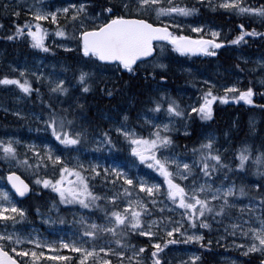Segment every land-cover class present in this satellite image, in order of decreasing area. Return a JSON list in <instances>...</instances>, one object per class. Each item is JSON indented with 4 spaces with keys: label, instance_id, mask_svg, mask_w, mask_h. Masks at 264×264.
Returning <instances> with one entry per match:
<instances>
[{
    "label": "snow or ice",
    "instance_id": "6c2138e0",
    "mask_svg": "<svg viewBox=\"0 0 264 264\" xmlns=\"http://www.w3.org/2000/svg\"><path fill=\"white\" fill-rule=\"evenodd\" d=\"M86 2L88 0H82L78 4H72L70 7L56 11H44L33 4L27 8V12L34 19L31 22L25 21L23 25L17 24L15 32L8 39L25 35L24 29H26L27 36L31 38L32 47L45 52L51 51L44 43L48 30L42 26L40 21L50 19L53 24H58V12L63 13L66 20H70L74 25V33L78 34L76 48L83 54V57L93 63L116 62L121 71L127 70L128 72L134 71V65L139 66L138 61L143 62L141 58H152L154 41H169L175 51L180 53L201 52L213 56L216 53L210 52V46L213 49L219 48L220 44L223 43V41L218 43L214 39L219 35L216 30L211 33L213 39H205L203 35L195 38L182 33L177 35L170 30V27L176 26L173 14L188 16L196 11L194 7L189 8L173 4L172 0H166L167 6L161 0H120L119 5L110 3L101 11L95 12L94 15L89 13ZM219 6L241 13L258 15L264 23V5L247 6L242 4L241 0H221ZM4 7L8 8V5L5 4ZM20 11V7L17 6L15 10L11 11V14L19 16ZM69 13L70 15H68ZM153 16L155 19H150ZM161 17H165V19L161 20ZM33 24L35 25L34 29ZM77 25L78 27H76ZM202 27V25L193 27L192 31L200 33ZM244 27V24L240 25L242 31L232 42H238L243 38L245 35ZM250 34L252 36L260 35L254 28L250 30ZM55 35L66 37L68 33L62 27H57ZM59 46L68 48V45L64 43ZM261 63L264 64V61ZM24 72V69L20 70V75L24 77L23 81L16 77L10 78L8 75H4L0 77V84L16 85L23 93L31 94L33 91L32 84L24 76ZM33 75L38 81L41 79L40 75L35 73ZM92 77L93 74L87 70V64L78 70L75 79L81 94L90 91ZM165 79V76H160L161 81ZM49 82L51 84L50 93H68L69 89L64 79H50ZM261 85L264 87V80L261 81ZM35 91L39 93V89H35ZM229 91L232 93L231 96L227 95ZM237 91L238 89L233 85L230 89H225V95L217 97L209 87L202 95V102L191 107L190 111L198 112L201 119H210L212 103L217 99L222 102H226L228 99H240L248 104L254 103L252 86L239 90L238 95H236ZM111 94L109 89L108 95ZM44 103L49 108L47 119L43 121L46 126L45 130L50 131L51 137L58 142V145L65 146V149H68L69 146H75L71 149L73 151H79L80 145L89 141L93 142V147L98 151L111 152L117 147L108 130L90 136L84 125L77 124L75 109H71L69 106L57 110L48 101H44ZM151 103L153 106L149 109L150 112H166L169 117L186 115L179 101L171 96H166L165 93H160L159 98H152ZM70 113H72L71 118H69ZM16 115L19 116L20 113H16ZM128 119V114L125 113L120 117L119 122L111 124L110 128H114L115 132L127 141L126 146L130 149L133 157L138 158L148 168L163 176L164 183L167 185L166 192H162L161 184H149L144 177H133L118 165L100 168L96 163H89L85 167V164L80 162L77 166L69 167L62 154H57L50 144H44L43 151L35 144L26 145L25 152L30 150L33 153L34 165L27 154L22 159L20 158L18 148L15 146L19 145L20 141L11 137L8 138L7 142L0 140V155L10 163L14 161L16 165L34 168L36 171H39L41 165L47 169L49 163L51 164L52 175L37 174L35 185H42L45 189L51 188L58 195L59 203L65 205L79 204L81 209H98L103 212L100 223H97L96 219H92V222L89 223L88 219L81 216L78 221L80 227L72 233L76 239L66 241L61 238L58 241L59 248L56 247L55 241H40L39 238H32L31 233L22 236L7 229L0 231V264H25V260L17 259V257L30 258L27 264H46L44 259L46 256L50 261L63 262V264H70V262L71 264H112V256L124 258L129 250L133 253L132 256L127 257L129 261L136 259L138 264H142V261L139 260L140 254L149 245H140L137 251L135 245L128 243L130 233H138L140 236L152 238L151 264H161L160 253L164 247L178 242L176 239H168L173 237L174 233L186 236L185 242H199L202 247H208L211 244L210 240L208 244L203 243V234H198L195 231L189 234L188 230L183 227L185 223L183 220L173 221L171 217L161 216L159 219L154 217L145 221L143 215L148 214V206L144 199H131V193L135 189L147 193V199L151 200L153 205L158 203L155 197L165 195L167 201H170L172 205H178L180 209L184 210L181 216L187 218L186 222L192 228H196L197 224L201 228H210V218L217 223L222 222L225 217L232 219L231 210L236 208V218L241 223L233 222L231 224L233 230L231 234L235 236L236 230H239L243 237H250V240L244 244H237L233 240L232 244L238 249L243 248L244 255L257 251L264 254V213L257 214L255 211L257 207L264 208V151L256 152L254 155V163L257 166L255 172L260 177L259 181L249 185L241 183L239 186L235 182H230L227 187H224L223 182H221L220 185L213 187V184L209 182L211 177L217 171L227 168L228 165L224 163L220 151L215 149L211 136L206 137L191 149V159L182 160L178 158L179 154L174 151L173 139L169 134L171 120L167 123H156L155 117L152 119L145 117V123L150 126V130L147 135H143L128 126L126 123ZM236 157L238 162L230 171L243 170L238 173L243 175L247 171L245 162L252 159L251 149L245 144L236 153ZM197 169L199 174L207 179L199 182L198 178H194L189 183V178L194 176ZM226 176L227 173H225ZM7 178L19 196L24 197L26 193H29V184L21 179L15 171H9ZM90 178H101L105 188H112L114 191L111 194L93 191L89 184ZM253 189L255 192L250 191ZM236 197H248V203L237 202ZM101 199L106 203H97ZM159 203L163 204L164 201H159ZM56 206L57 202L54 200L52 207ZM245 213H248L247 217ZM37 214H40L39 209ZM253 217H255L254 221ZM24 218L25 210L12 202L8 192L0 189V222L11 221L15 225L18 219ZM63 222L61 219L60 223ZM251 223H256L258 226L247 227ZM154 225H159V230L166 233L165 238L162 240L155 239ZM227 231L226 227L225 232ZM26 242L36 247L25 248L23 245ZM7 245H12L11 252L15 253L16 256L10 255L5 250ZM44 248L57 253H59V249H70L77 254L78 259H74L71 255H49L43 250H39ZM101 253L104 255L101 256ZM191 259L195 261L197 257L192 256ZM118 264H124L123 259L118 260ZM180 264H184V261H180ZM260 264H264V260H261Z\"/></svg>",
    "mask_w": 264,
    "mask_h": 264
},
{
    "label": "rangeland",
    "instance_id": "374dc122",
    "mask_svg": "<svg viewBox=\"0 0 264 264\" xmlns=\"http://www.w3.org/2000/svg\"><path fill=\"white\" fill-rule=\"evenodd\" d=\"M120 1V0H117ZM174 0H172L173 3ZM207 1L208 4L214 5L215 7L218 6L221 2V0H203ZM82 2V0H45L43 3L37 5V7L42 8L44 11H56L57 9H62L64 7H70L72 4H78ZM162 3L166 2V0H161ZM0 3L3 5L7 4L8 8L7 11L11 14L12 10H15L17 6L20 7V15L15 16L16 20H21L23 22L33 20L34 18L28 15L27 8L22 5V0H18V2L15 0H0ZM93 5V2L88 0L86 2V7L89 8ZM224 9V8H223ZM227 10V9H226ZM233 11L232 9H230ZM241 13V12H239ZM27 14V15H26ZM60 15H65L63 13L58 12V17ZM225 18H230L232 20L231 23L227 22ZM233 21H238L236 16L234 15H227L225 17H220L214 22H205L206 24L201 23H186L177 19H174L175 27H171L175 30H177L178 34H184L189 33L192 37H199L201 35L204 36V38H212V31L216 30L219 35L214 37V39L218 40V43L223 41L221 43L222 45L225 43V36L228 35L229 31L235 32L238 34L237 30L235 29V25L233 24ZM42 26L47 29V35L45 36L44 43L47 45L48 48L51 49V51H47L44 53H47L48 57H51L52 54H56L57 56H61L63 54H67L68 52H78L76 48V44H74L72 41H70L69 37H57L55 35V30L57 29V24H53L51 20H44L40 21ZM259 21H254L255 26H260ZM203 26L200 33H196L192 31L193 27L197 26ZM35 25H33L34 29ZM232 29V30H229ZM26 31V29H24ZM257 36V35H256ZM235 37H233L232 41H235ZM243 44L247 43L245 40H240ZM61 43L67 44L68 48L60 47L59 45ZM232 47H229V45H223L224 47V53L229 52L232 54L229 56L227 61H230L228 63L229 68L233 67L234 62L236 64V69H238L239 64L243 63H251L253 66L260 67L261 69L254 68V71L251 72V76L254 79L255 77L259 78V72L264 74V64L261 62L264 61V47L257 49L256 46H252L254 51L261 50L259 54H256L253 58L250 57V54L247 53V50H244L242 48V45H236L235 42H230L229 44H232ZM264 43V42H263ZM32 46V45H31ZM34 47H31L30 50L33 51ZM37 52L40 51L39 49H35ZM211 50V49H210ZM56 52V53H55ZM4 53V52H2ZM198 53V52H195ZM246 53V54H245ZM11 58H9L6 55H0V65L7 62L12 63L15 60L18 59V52L13 50L10 51L8 54ZM17 55V56H16ZM81 55H83L81 53ZM15 56V57H14ZM79 56V54H78ZM7 58V60L5 59ZM9 58V59H8ZM13 58V59H12ZM56 58V57H55ZM11 59V60H10ZM4 60V61H3ZM10 60V61H9ZM56 58H42L36 56L34 53H31V56L29 57V60L27 63H23L17 66H13L12 69H15L17 73L20 75V70L24 69V76H29L35 79V81L38 82H44L49 88L51 87L50 79L56 80V79H64L66 82V85L68 86V93L66 94H59V93H52L51 102L55 105L53 107L57 108L59 110L62 107H71V109H75V115L77 116V124L78 125H84L88 131L89 135L92 136L94 134L101 133L99 130L102 129L101 125H98V127H93L90 119L84 114L86 111L93 110L92 105H95V108L98 109L100 105V99L98 97H94L89 103L85 101V96L81 94L79 87H77V83L75 82V76L78 74V70L85 67V64H87V70L91 72L92 70V89H95L98 83L102 80L103 83V89L102 92H104L105 95H108V90H113V92L109 98H111L114 94V88L116 91V88L118 85L122 83L123 78H119L120 74L118 73L120 70L118 67L116 70H96V66H94L91 61L88 60H81L78 61L76 59H72L70 62L68 60H64ZM172 63H177L176 61H170ZM168 62V65L169 63ZM75 63V64H73ZM226 62H223V65L227 64ZM170 64V65H171ZM232 64V65H231ZM81 66V67H78ZM72 66V67H71ZM75 67V68H73ZM94 69H93V68ZM176 67H179V72L182 70L181 64H176ZM74 71H71L73 70ZM62 70V71H61ZM225 70V66L222 67V69L219 71V69L211 70L210 72H205L204 76L198 73H194V69L191 70V73L193 74V78H195L191 85L197 86L198 90L193 91L191 89H182L179 93H176V91L173 89L172 92H175L178 94L179 98H182V101H179L181 108L186 113L183 117H169L168 114H159V113H146L149 111L151 106H144L143 111H140L141 113H134L132 118L130 109H125L121 107V110L119 112H116L115 109L111 108L110 110L105 111H96L95 113L90 111L93 115L91 118H95L98 122L104 123L103 128L104 130H108L110 132H113L115 136H120L122 139L123 137L115 132L114 128H110L111 124L118 123L120 120V117H122L125 113L128 114V117L131 120H135V123H137L140 127L143 128V125L146 126L150 130V126L145 123V117L148 119H152L155 117V122H169L171 120V123L169 125L170 127V133L178 132L181 133V135H188L189 134V128H190V122L191 120H195L197 116H199L198 112H191L190 109L193 106H197L200 102H202V95L203 91L206 89L208 90L209 87H211L212 90H216L218 92L217 97L221 95H225V89H230L233 85L236 86L238 89V81L241 82L243 86V90L250 86V79H246L244 77V73L241 68V76L239 77V74L235 71V73L231 72L228 73L225 77L222 78V72ZM219 72L220 79L217 80L215 78L216 74ZM36 75H40L41 79L38 81L36 79ZM76 73V74H75ZM181 73V72H180ZM247 73V71H246ZM42 74V75H41ZM182 74V73H181ZM200 75V76H199ZM21 76V75H20ZM214 76V77H213ZM203 77V78H202ZM69 78V79H68ZM73 78V79H72ZM202 78V79H201ZM236 78V81H233V79ZM198 79V80H197ZM117 80V81H113ZM121 82V83H120ZM111 83V86L109 89L105 90L108 86V84ZM201 84V85H200ZM157 90H159L158 86L155 87ZM105 90V91H104ZM201 94V95H200ZM215 95V93H213ZM193 95V96H190ZM227 95L231 96L232 93L229 91ZM238 95V91L236 93ZM59 97V99H57ZM187 99V100H186ZM219 100V99H217ZM107 101V100H105ZM18 104L15 107L10 108H3L4 111L11 113L13 115H16V113H20L19 117L26 118L32 122L35 123V129L32 130L33 137L29 140H23L21 138H13L14 140L20 141L19 145H15L18 148V153L20 158L22 159L25 154L29 156L30 159H32V163L35 165V160L33 158V153L29 150L27 153L25 152V147L27 144H35L38 148L43 151V145L44 144H50L54 150H56L57 154H62L64 160L69 164V167L77 166L80 162H83L85 164V167L89 163H96L100 166V168H103L105 166H114L118 165L119 167H123L125 171H128L129 174L133 177H144L149 184L151 183H159L161 184V190L162 192H166L167 185L164 183V178L159 173L155 172V170L148 168L147 165L143 164L141 161H139L138 158L133 157L130 149L125 147V156L123 160L116 159L115 153L112 150L111 152H107L104 150H96L93 147V142H84L80 145L79 151H73L71 150L75 146H69L68 149H65V146L58 145V142L54 140L53 137H51L50 131H46V126L44 125L43 121L47 119V113L49 111H45L46 115L45 117H42L38 114V111L35 106H32L28 101L25 102L23 99H18ZM28 104V105H27ZM105 105V103H103ZM214 104V101L213 103ZM78 105L82 106L79 107ZM107 105V104H106ZM145 110V111H144ZM145 114H144V113ZM250 112V111H249ZM226 113H230L226 112ZM118 114V115H117ZM252 116H256L254 113L248 114ZM18 116V115H16ZM72 113L69 114V118H71ZM231 120L235 121V127L238 125L241 116H238L235 118L234 116L230 117ZM139 120V121H138ZM132 121V122H133ZM141 121V122H140ZM140 122V123H139ZM143 123V124H142ZM250 125V122H247ZM130 128H134L130 125H128ZM135 129V128H134ZM138 133L147 135L148 133H142L135 129ZM257 133L260 135V137L257 139L258 141L264 140V133L260 129ZM256 133V134H257ZM211 136L213 138L214 144L217 143V138L213 136L211 133H207L204 135V139L206 137ZM8 140V139H7ZM124 140V139H123ZM127 145V141L124 140ZM7 142V141H6ZM120 145V142L117 141ZM252 142V141H251ZM259 143L257 144V147ZM58 146V148H57ZM176 153H178L176 150H174ZM178 158L182 160H188L192 157L184 156L180 153H178ZM136 166L134 167V165ZM174 168V165L172 166ZM9 171H17L21 173L33 186L34 188V196L31 199V201L25 205L23 202H19V200L15 197V195L12 193V191L9 189L7 183H6V176ZM53 168L51 164L49 163V167L45 169L43 165L40 166L39 171H36L34 168H26L23 165H16L14 161L11 163L9 161H6L4 158H0V189H3L4 191L8 192L9 198L12 200V202L16 203L18 207H22L25 210V218L24 219H18L16 224L13 225L11 221L7 223L0 222V231H4L7 229L8 231H13L16 233H19L20 235H28L29 233L32 234V238H39L40 241H47V242H56V247L59 248L58 241L63 238L66 241H71L76 239L75 236L72 235V233L76 232L77 229L80 227L78 221L81 216H84L86 219H88V222L91 223L92 219H96L97 223L102 222L100 218L103 216V212L98 209H81L79 204L75 205H65L62 203H59V197L56 193H54L51 188H43L42 185L36 186L35 185V176L38 175H52ZM198 178L199 182H203L205 177L199 174L198 169L195 170L194 176L189 178V183L194 179ZM178 182H180L178 180ZM213 184V187H216L223 182V186L227 187L228 183L233 182L232 179H226L223 178L221 175L219 176H212L211 180L209 181ZM89 184L92 187L93 191L97 193H104V194H111L114 189L112 188H105L104 184L102 183L101 178H90ZM148 194L145 192H140L139 189H135L131 193V199L135 200L137 198L144 199L148 206V214L143 215V219L145 221L151 220L154 217L159 219L161 216L163 217H171L173 221H185L183 224V227L188 230L189 234L192 232H197L198 234H203L204 244H208V241H211V244L208 247H202L201 243L199 242H185L186 236H181L179 233H174L173 237H169L168 239H176L178 242L175 244H169L166 247H164L163 251L160 253L161 256V264H180V261H184V264H240V261L248 260L250 264H259L258 260L260 258L264 259V254H261L259 251L257 252H250L248 255H244L243 248L238 249L235 245L232 244V241L235 240L237 244H244L247 243L250 240L249 238H245L241 235L239 230H236V235L233 236L231 224L233 222L235 223H241L239 219H237V209L233 208L231 210L232 213V219L225 217L222 222L217 223L216 221L211 220L210 218V228H201L199 224H197L196 228L190 227L189 223L186 222V217H182L181 213L184 211L183 209H180L178 205H172L170 201H167L165 195H160L155 197L158 201L156 205H153L151 203V200L147 199ZM237 202H243L244 204L248 203V197H236L235 198ZM57 202L56 207H52L53 201ZM159 201H164V203H159ZM40 202H42L40 204ZM126 202V201H125ZM99 204H105L106 202L101 199L100 201H97ZM215 203V202H213ZM258 204V203H257ZM168 205V206H165ZM36 206H40L39 215L37 214V210L34 211V215H31L32 209ZM122 207V205H121ZM110 210V209H109ZM235 210V211H234ZM256 213L261 214L264 213V209L261 207L256 208ZM163 214V215H162ZM161 215V216H160ZM170 215V216H169ZM159 216V217H158ZM245 216H248V213H245ZM63 220V223H60V220ZM253 221L255 220V217L252 218ZM51 222H46V221ZM166 222V221H163ZM258 225L256 223H251L247 225V227H257ZM227 227L228 231L225 232V228ZM153 232L155 233V239L162 240L165 238L166 233L159 230V225L153 226ZM132 237H137L138 239L136 242L130 243V239ZM221 237H224L223 239ZM106 239L108 237H105ZM151 239L150 237L140 236L138 233H130L128 237V243L135 245L136 250L138 251L139 246L143 244H148L151 246ZM138 242H143V244H138ZM25 248H34L35 245L25 243L23 245ZM7 247H12V245H7ZM20 247V246H16ZM115 247V246H114ZM43 250L44 252L48 253L49 255H71L74 257V259H78L77 254L73 253L70 249H59V253L56 251L44 248L39 249ZM101 256L104 254L101 253ZM133 253L131 250H129L126 253V257L124 258H118L115 256L111 257L112 264H118V260L123 259L124 264H138V261L136 259L129 261L127 257L132 256ZM151 248H145V251L140 254L139 260L142 261V264H151ZM192 256H196L197 259L193 261L191 259ZM20 260H25V264H27L28 259L30 258H24V257H18ZM46 264H63V262H56V261H50L48 256L45 258ZM71 264V262H70Z\"/></svg>",
    "mask_w": 264,
    "mask_h": 264
},
{
    "label": "trees",
    "instance_id": "16d2710c",
    "mask_svg": "<svg viewBox=\"0 0 264 264\" xmlns=\"http://www.w3.org/2000/svg\"><path fill=\"white\" fill-rule=\"evenodd\" d=\"M24 1L25 2L23 3V5H25L27 3H29V4H41L42 3V2H40V0H24ZM90 1L93 2V5L90 6L88 8V10H89V13L93 14V15L95 14V12L101 11V9L103 7L108 6V4H110V3L111 4H117V5L120 4V1H117V0H90ZM95 3L97 6L95 5ZM241 3L245 4L247 6H257L258 7V6L264 5V0H241ZM164 4H165V6H167L166 2H164ZM173 4L180 5V6H186L189 8L194 7L196 9L195 12H193L192 14H190L188 16H184L182 14H173V16L177 20H180V21H183L186 23H198V22L205 23L206 22L205 19L207 17L216 18V16L217 17H225L227 15H230V17H231V15H234L238 19V21L235 24V29L237 30V32L240 30V28L238 27V24L241 23V24H244V26H245L244 31L249 34L248 39H246L247 43H245L243 45V49L249 50L252 46H256L257 49L264 47L263 41H261V40L257 41L256 38L250 34V30L253 28L256 29V31L260 34L264 33V23H262V21L258 15H253L251 13H239L237 11H227V10H223L221 7H217V8H215V10H213L211 8H208L207 1H203V0H174ZM6 10L7 9L4 7V4L2 5L0 3V54L2 52H4V55H8L10 53V51L13 52V50H15L18 52V59L15 60L14 62H20L22 60H28L29 57L31 56V53H36V52H32L30 50V41L28 40L26 35L14 37L13 39H8V37L11 36L15 32L16 25L17 24L23 25L24 23L16 20L14 18V16L12 14H10L9 12H7ZM150 19L154 20L155 17L154 16L150 17ZM163 19H165V17H161V20H163ZM58 21H59V23L57 24V26L62 27L68 33L67 36L70 37L71 41L78 43V39H77L78 34L74 33L73 23L70 20H66L65 16H60V18H58ZM253 21H259L261 23L260 26L253 25ZM76 27H78V25ZM173 32L175 34L179 33L175 29L173 30ZM183 35L188 36L189 33L186 32ZM77 53L78 52H76V53L75 52H68L67 54L61 55V58L63 60H68L69 62L72 59H77L78 61L83 60L82 59V58H84V57H82L83 55H81V53H78L79 56L77 57V55H78ZM55 55L56 54H54V53L52 54V56H55ZM224 56H225V54L223 52V53L218 54V56L215 59L209 60L206 57H202V55L190 56V55L181 54V53L175 51V49L172 46H170L169 44H162V45L158 46L157 55L152 61L139 65L138 67H136L134 69V71H132L130 73H128L127 71H124V70L123 71L120 70L118 72L120 74V77H118L117 80L119 78H123L122 79L123 80L122 85L120 84L119 87H117V91H114V94L111 98H114V99L117 98L118 99L120 96L121 99L123 100L122 102H118L120 106L126 107L129 103H131L132 105L129 108L130 109L129 113L131 114V116L133 115V113H136V112H137L136 115L138 113H141L140 111H143L144 106H145L144 104L149 103L151 101V100H149V102H148V98H154V97L156 98V94L159 95L160 90L162 91L161 93H165L166 96H171V97L175 98L177 101H182V98H179L178 94H176L175 92H171L168 89V85H167L168 83H171V84L175 83L171 79V77L173 75L172 71L177 70V69H175L177 63H172L171 65H168V61H176V62L180 63L182 65V70L180 72L182 74H184L183 75L184 77L186 76V78H187L189 76H193V74L191 73L192 69H194L195 73H198L201 75L205 74V72L203 70L205 68H207L208 65H210V64L218 65V68L220 71L222 69V64H223L224 59H225ZM91 63H93V62L91 61ZM196 64L199 65L198 68H196L194 66ZM9 65H13V64H11V63L7 64V62H6V63L0 65V77H3L4 75H8L10 78L16 77V78L20 79L18 77L17 73ZM93 65L96 66V68H97L96 70H100V71L116 70L117 71V68H115V67H104V66H100L99 63H93ZM150 65L153 68L154 67L155 68L153 69ZM161 65H163V67H161ZM234 66H236L235 62H234L233 67ZM250 67L257 68V67L252 66V65H242L243 72H246L247 69ZM257 69H259V68H257ZM165 70H167V71H165ZM216 70H217V68H216ZM159 72H160V74H159ZM161 72H164V73H161ZM148 74H151V75H148ZM218 74H219V72L215 76V78L217 80L220 79ZM258 74L260 76L259 78L250 80V86L253 87L254 92L264 91V87H262V85H261V81L264 80V76H263V74H261V72H259ZM161 75L165 76L166 79L163 81H160ZM222 75H223L222 76V78H223L227 74H222ZM27 78L29 79V82L32 84L33 91L31 92V94L23 93L18 88V86H16V85L0 84V140H4L5 142L7 141V139L10 136H12L13 138H21L23 140L31 139L33 137L32 130L35 129V123L26 119V118H21V117L13 115L11 113H8V112L4 111L3 108L15 107L19 103L18 102L19 98L23 99L25 102H27V101L29 102V99L31 97H33V100L30 103L36 107L38 114L40 116L45 117V115H46L45 111H49L47 104H44V99H45L44 94L46 96L45 101L52 98V93L49 92V87L44 83H37L36 81H34V78H32V77H27ZM23 79H24V77L21 78V81H23ZM137 80L142 82V83H144L145 82L144 80H146L145 83H149V84L153 83L155 85V87L157 85H159V87L161 89H159L156 92L155 87H154V92L156 93L155 94L154 92H152L153 88H149L148 89L149 91L147 92L146 97H145V95L140 96L139 94L143 91V89L142 88H135L132 86V84L134 83L133 81L138 82ZM158 81H160L159 82L160 84L158 83ZM35 82H36V84H35ZM75 82L77 83L76 80H75ZM110 87H113V86L110 85ZM35 89H39V93H37L35 91ZM45 89H46V91H45ZM102 89H103V83L101 80L95 89L91 88L89 92L83 93V95L85 96V101L87 103H89L94 97H98L99 93L102 94L101 93ZM195 89H197V88H195ZM118 90L120 91V93ZM42 91H44V92H42ZM144 91H146V90H144ZM203 93H204V91H203ZM42 96H43V99H42ZM190 96H193V95H190ZM143 97L145 98V101H143L145 103L142 104L139 102V99H141ZM157 97L159 98V96H157ZM111 98H109L108 95L102 94V98L99 97L101 106L98 109H102V108L106 107V105H103V103H105V100H107V99H108L107 103H109L111 105V103H112ZM40 99H42V100H40ZM49 101L51 102V100H49ZM135 103H136V105H135ZM260 103H261V106H264V100H261ZM150 104H152V103H150ZM247 105H248L247 103H243V104L239 105L233 99H228L226 102H222V101L217 102L216 104L213 105L211 119H201L200 115H199L195 118V120H191L188 135H181V133H178V132H173L170 134L172 139H173L174 146H175L174 150H176L178 153H180L184 156L192 157L191 149L193 147H195L196 145H198L201 141L204 140L205 134L211 133L214 136H217V138H218L217 143L214 144L215 149H218L220 151L224 163L226 165H228L227 168H224L222 170L224 173L223 177H225V173H227L226 178L232 179L237 184V186H239L241 183H243V184L246 183L247 185H249V184H253V183L259 181L260 177L255 172V168L257 166L254 163V155L256 152L264 151V150H262V149L256 150L255 145L254 144L252 145L249 142V141L253 142V140L251 138H249V133H248L249 131H248V127H247V126H249V124L247 122L244 123L243 119L240 118V120L242 119V121L240 122L241 124L239 123L235 127V121L234 120L232 121L230 118V117H232V115H229V114L225 115V113L229 112V111L239 112L242 110H248L250 112L257 113V115L254 116V118H251L249 120L250 126L256 128V131H254L255 130L254 128H252L251 131L253 133H257L261 129V127L264 125V109H260L258 106H253L254 103L249 104V106H247ZM152 106L153 105H151V107ZM92 107H95V105L93 104ZM148 113H150V111ZM158 113L159 114H167L166 112H158ZM85 115L88 117V119H90L92 126L98 127V125H101L102 129L99 131L100 132L104 131V128H103L104 123L98 122L95 118H91L93 115L91 114V112L89 110L85 113ZM126 123L128 125L134 127V128L136 127L135 129H137L138 131H140L142 133H148L149 132V129L146 126L144 127V125H143V128H142L137 123L132 122V120L130 118L126 121ZM110 134H111L114 142H116V145H117V147L115 149H113L115 156H116V159L123 160V158L125 156V147H126L125 143L126 142L120 136L116 137L113 132H110ZM258 134L259 133H257V135H256L257 139L260 137V135H258ZM231 135H234L236 137V139L235 140L230 139ZM117 141L120 142V145L118 144ZM245 144L248 145L249 149H251L252 159H250L249 161H246L247 170L248 169L249 170L246 171L243 175H239L238 173L241 172V170L230 171V169H234V164L238 162V158L236 157V153L239 152ZM185 146H187V147H185ZM1 157L4 158L2 155H0V158ZM135 166H136V164L134 165V167ZM217 172L219 175L220 171H217ZM213 176H217V174L215 173ZM250 191L255 192L254 189L250 190ZM30 201L31 200H28L24 204L27 205ZM41 203L42 202H40V204ZM257 203L259 204V201H257ZM30 209H32L31 215H34V211L38 210V209L40 210L41 208H40V206H36V207L30 208ZM137 239H138L137 237H132L129 241H130V243H133V242H136ZM138 244H143V242H138ZM147 248L149 249V248H151V246L149 245V247H147ZM6 250L11 252L10 247H7ZM12 254L15 255V253H12ZM261 260H262V258H260L258 260V262L260 263ZM240 264H250V262L248 260H243V261H240Z\"/></svg>",
    "mask_w": 264,
    "mask_h": 264
},
{
    "label": "bare ground",
    "instance_id": "6f19581e",
    "mask_svg": "<svg viewBox=\"0 0 264 264\" xmlns=\"http://www.w3.org/2000/svg\"><path fill=\"white\" fill-rule=\"evenodd\" d=\"M98 3V2H97ZM95 5H96V3H95ZM97 6V5H96ZM27 15V14H26ZM11 16V15H10ZM241 25V23H239L238 24V27ZM253 25H254V21H253ZM71 28V27H70ZM231 34H232V36H234V34H233V32L231 31ZM230 38H232V37H230ZM223 45H226V44H223ZM228 45V44H227ZM10 49V48H9ZM74 54V53H73ZM78 54V53H77ZM225 54V56H224V62H228V63H230V61H227V59L229 58V56H231L232 54L230 53V51L229 52H225L224 53ZM246 54V53H245ZM4 56V55H3ZM6 56H8L9 58H11L9 55H6ZM17 56V55H16ZM15 57V56H14ZM1 58V57H0ZM8 58V59H9ZM6 60H7V58H5ZM13 59V58H12ZM173 59V58H172ZM11 60V59H10ZM9 60V61H10ZM77 60V59H76ZM4 61V60H3ZM168 62H170V61H168ZM223 62V61H222ZM232 62H234V61H232ZM9 63V62H8ZM178 63V62H177ZM228 63L226 64V65H223L222 64V67L223 66H225V70H223L222 72H220V73H222V74H228V73H231V72H233V73H235V70L233 69V67H231V68H229V66L230 65H228ZM73 64H75V63H73ZM93 64V63H92ZM171 64V62L169 63V65ZM178 64H180V63H178ZM232 65V64H231ZM151 66V65H150ZM196 68H198L199 67V65L198 64H196V65H194ZM72 67V66H71ZM78 67H81V66H79L78 65ZM152 67V66H151ZM73 68H75V67H73ZM153 68V67H152ZM155 68V67H154ZM153 68V69H154ZM219 69L218 68V65H213V64H210V65H208V67L207 68H205L204 69V71H206V72H210L211 70H215V69ZM94 69V68H93ZM97 69V68H96ZM171 69V68H170ZM175 69H177V70H173L172 72H173V75H172V77H171V79L175 82L174 84H171V83H168L167 85H168V89L172 92L173 91V89L176 91V93H179L182 89H191V90H193V91H197L198 90V88H197V86L195 87V86H193V85H191V83H192V81L195 79V78H193V77H191V76H189V77H187L186 78V76L184 77L183 75L184 74H181L178 70H179V67H175ZM62 71V70H61ZM71 71H74V69L73 70H71ZM93 71V70H92ZM91 71V72H92ZM160 71V70H159ZM164 71V70H163ZM165 71H167V70H165ZM161 73H164V72H161ZM167 73V72H166ZM165 73V74H166ZM194 73H195V71H194ZM76 74V73H75ZM159 74H160V72H159ZM142 75V74H141ZM158 76V75H157ZM200 76V75H199ZM203 76H204V74H203ZM214 77V76H213ZM75 78V77H74ZM134 78V77H133ZM180 78V79H179ZM203 78V77H202ZM201 78V79H202ZM69 79V78H68ZM73 79V78H72ZM179 79V80H178ZM254 79H257V77H255ZM143 80V79H142ZM198 80V79H197ZM113 81H117V80H113ZM138 81V80H137ZM145 82H146V80H144ZM143 81V82H144ZM161 81V80H160ZM160 81H158V83L160 82ZM134 83L132 84V86L133 87H135V88H142L143 89V91L139 94L140 96H144L145 95V97H146V95H147V92L149 91L148 89L149 88H153V91L152 92H154V87H155V85L153 84V83H151V84H149V83H142V82H140V81H138V82H135V81H133ZM148 82V81H147ZM121 83V82H120ZM165 83V82H164ZM35 84H36V82H35ZM160 84V83H159ZM163 84V83H162ZM110 85H111V83H109L108 84V86H107V88L105 89V90H107V89H109L110 88ZM121 85H122V83H121ZM124 85V84H123ZM201 85V84H200ZM158 86V88L159 89H161L160 87H159V85H157ZM161 86V85H160ZM118 87H119V85H118ZM164 87V86H163ZM113 88V87H112ZM195 88H197V89H195ZM120 89V88H119ZM163 89V88H162ZM104 90V91H105ZM144 90H146V91H144ZM155 90H156V92L158 91L156 88H155ZM45 91H46V89H45ZM113 91V90H112ZM114 91H115V88H114ZM116 91H117V88H116ZM119 91V90H118ZM42 92H44V91H42ZM162 91L160 90V93H161ZM102 94H104V92H101ZM117 93V92H116ZM119 93H120V91H119ZM155 93V92H154ZM159 93V92H158ZM102 94H100L99 93V95L98 96H100L101 98H102ZM156 94V93H155ZM48 95V94H47ZM105 95V94H104ZM117 95V94H116ZM121 95V94H120ZM125 96V95H124ZM128 96V95H127ZM150 96V95H149ZM157 96H159V95H157L156 94V98H158ZM24 97V96H23ZM41 97V96H40ZM44 97H45V99H46V96H45V94H44ZM139 97V96H138ZM26 98V97H25ZM32 98V99H31ZM30 99H29V103L30 102H32V100H33V97H31ZM42 99H43V96H42ZM42 99H40V100H42ZM45 99H44V101H45ZM112 99V103H111V105L109 104V103H107L108 102V99H107V101H105V105H106V107L105 108H102V109H96L95 107H93V110H91L90 109V111H92V112H96V111H98V110H100V112L101 111H105V110H110V108H113V109H115V111L116 112H119L120 110H121V107H123V108H125V109H128L129 110V108H130V106L132 105L131 103H129L126 107H124V106H121L120 107V105H119V103L118 102H122L123 100L121 99V97L119 96V98L117 99V98H111ZM49 100H51V99H48L47 101H49ZM104 100V99H103ZM149 100H152V98H148V102H149ZM187 100V99H186ZM143 101H145V98L143 97V98H141V99H139V102L140 103H145V102H143ZM42 102V101H41ZM49 103H53V102H50L49 101ZM103 103V102H102ZM138 103V102H137ZM151 103V101L149 102V103H146V104H144L145 106H146V108H147V106H151L152 104H150ZM31 104V103H30ZM45 104V103H44ZM28 105V104H27ZM53 105V104H52ZM104 105V104H103ZM110 105V106H109ZM135 105H136V103H135ZM33 106V105H32ZM55 106V105H54ZM135 108V107H134ZM134 110V109H133ZM145 111V110H144ZM87 112V111H86ZM134 112V111H133ZM136 112V111H135ZM149 112V111H148ZM148 112H146V113H148ZM137 113V112H136ZM144 113V112H143ZM250 113H253V112H249L248 110H242V112H241V115L242 116H246V115H248V114H250ZM85 114V113H84ZM134 114V113H133ZM145 114V113H144ZM220 114V113H219ZM232 115V116H234V112H230V113H225V115ZM255 115H257V113H254ZM118 115V114H117ZM138 115V114H137ZM133 116H131V118H132ZM132 119H135L136 120V118H132ZM135 120L133 121V122H135ZM139 121V120H138ZM96 122V121H95ZM141 122V121H140ZM139 122V123H140ZM252 123V122H251ZM95 124V123H94ZM252 125V124H251ZM254 125V124H253ZM213 126V125H212ZM255 126V125H254ZM94 127V126H93ZM145 127V126H144ZM211 127V126H210ZM216 127V126H215ZM248 127V133H249V138H251L252 140H253V142H251V141H249L252 145L254 144L255 145V149L256 150H264V140L263 141H258L257 140V138H256V133H253L252 131H251V129L252 128H254L253 130L254 131H256V128L255 127H251L250 125L249 126H247ZM97 128H99V127H97ZM136 128V127H135ZM100 129V128H99ZM141 129V128H140ZM143 130V129H142ZM147 132V131H146ZM231 133V132H230ZM229 137V136H228ZM227 137V138H228ZM200 138V137H199ZM191 139V138H190ZM230 139H232V140H235L236 139V137L234 136V135H231L230 136ZM184 141V140H183ZM248 142V143H249ZM124 143V142H123ZM259 143V147H257V144ZM182 146V145H181ZM187 151V150H186ZM184 152V151H183ZM39 208V207H38ZM235 211V210H234ZM233 213V212H232ZM163 215V214H162ZM161 216V215H160ZM170 216V215H169ZM159 217V216H158ZM165 218H167V217H165ZM1 227V226H0Z\"/></svg>",
    "mask_w": 264,
    "mask_h": 264
},
{
    "label": "flooded vegetation",
    "instance_id": "af4514ba",
    "mask_svg": "<svg viewBox=\"0 0 264 264\" xmlns=\"http://www.w3.org/2000/svg\"><path fill=\"white\" fill-rule=\"evenodd\" d=\"M218 18H220V17H217L216 16V18H214V17H207L206 19H205V21H207V22H214L215 20H217ZM225 20L227 21V22H229V23H231L232 22V20L230 19V18H225ZM236 22L237 21H233V24L232 25H235L236 24ZM229 30H232V29H229ZM232 32H233V30H232ZM233 34H234V36H232V34H231V31H229V33H228V35L227 36H225V43L224 44H228L229 45V47H232V44H229L230 42H232V39H233V37H237V36H239V33L238 34H236L235 32H233ZM230 37H232V38H230ZM243 40V39H242ZM217 41V40H216ZM245 41V40H244ZM240 42V41H239ZM237 45H240V43H238ZM210 49H211V46H210ZM213 49V48H212ZM215 49L216 48H214L213 50L215 51ZM224 49V48H223ZM211 52V51H210ZM247 53H249L250 54V57H254L256 54H259L260 52H261V50H258V51H254L253 50V48L251 47L249 50H247L246 51ZM208 55H210L209 53H207ZM235 62V61H234ZM251 65L253 66V64L251 63ZM254 71V69H253V67H250V68H248L247 69V73L245 72V74H244V77L246 78V79H253L252 78V76H251V72H253ZM236 72L239 74V77L241 76V69L240 68H238L237 70H236ZM233 81H236V78H234L233 79ZM239 90H242V84H241V82H239L238 81V94H239ZM255 96L253 95V98H254ZM239 101H241L240 99H239ZM255 105L256 106H258L260 109H264V106H261V103L260 102H256L255 103ZM230 112H234V117L235 118H237L238 116H241V118L243 119V122L245 123V122H249V120L252 118V116H250V115H246V116H242L241 115V112L242 111H239V112H235V111H230ZM254 118V117H253ZM242 119L238 122V123H240L241 121H242ZM236 124V123H235ZM241 124V123H240ZM261 130L263 131V133H264V125L261 127Z\"/></svg>",
    "mask_w": 264,
    "mask_h": 264
},
{
    "label": "water",
    "instance_id": "95a60500",
    "mask_svg": "<svg viewBox=\"0 0 264 264\" xmlns=\"http://www.w3.org/2000/svg\"><path fill=\"white\" fill-rule=\"evenodd\" d=\"M163 42H167V41H159V42L154 41V42H153V44H154V52H153L152 58H154V56H155V54H156V45H157V44H160V43H163ZM152 58H151V59H152ZM141 59L143 60V62H146V61H148V60H151L150 58H141ZM143 62H142V63H143ZM101 63H103V64H108V65H115V64H116V62H101ZM140 63H141V62L138 61V64H140ZM134 67H136V66L134 65ZM21 179H22V178H21ZM7 182H8V184H9L10 188L12 189V191L14 192V194H15L20 200H24V199H26V198L29 197V195H30V191H29V193H26L24 197H21V196H19V194L16 193L15 189L12 187L11 182H9L8 178H7ZM29 189H30V187H29Z\"/></svg>",
    "mask_w": 264,
    "mask_h": 264
}]
</instances>
